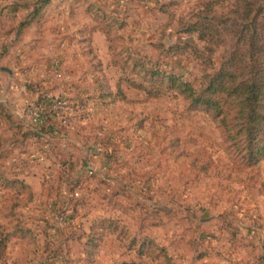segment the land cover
<instances>
[{"label": "rangeland", "instance_id": "374dc122", "mask_svg": "<svg viewBox=\"0 0 264 264\" xmlns=\"http://www.w3.org/2000/svg\"><path fill=\"white\" fill-rule=\"evenodd\" d=\"M211 1L0 0V223L25 233L8 264H264V155L137 69L199 77L157 42ZM238 1L202 8L223 16L216 70Z\"/></svg>", "mask_w": 264, "mask_h": 264}, {"label": "trees", "instance_id": "16d2710c", "mask_svg": "<svg viewBox=\"0 0 264 264\" xmlns=\"http://www.w3.org/2000/svg\"><path fill=\"white\" fill-rule=\"evenodd\" d=\"M50 1L38 0L39 8L34 15ZM218 1L213 0L203 7L207 9ZM237 7L234 13L236 19L233 21L237 29V43L228 52L219 70L213 66V56L223 30L220 26H224L219 21L223 16L209 17L200 7L191 13L190 19L180 20L174 28L179 41L171 42L162 37L157 42L158 46L166 47L165 58L190 54L200 69L199 77L186 79L173 69L166 72L165 65L159 60L148 66L138 65L137 69L144 70L151 87L156 86L155 96L174 93L183 100L186 108L213 114L227 139L234 142V146L246 138V147L241 152L248 155L247 159L250 160L255 152L264 155V111L260 112L264 110V0H239ZM42 122L39 126L46 127ZM11 220L10 227L0 223V264H8L6 250L12 235L25 234L19 222L14 218ZM11 226L15 228L13 233L9 230ZM50 247L51 242L47 241L46 252ZM137 256L139 260L140 254L137 253ZM123 264L147 263L133 261Z\"/></svg>", "mask_w": 264, "mask_h": 264}]
</instances>
